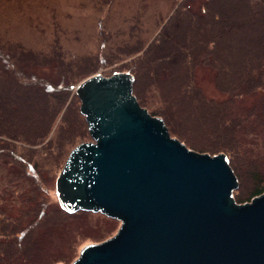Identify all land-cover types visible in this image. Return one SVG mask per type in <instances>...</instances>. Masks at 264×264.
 Instances as JSON below:
<instances>
[{
	"label": "trees",
	"instance_id": "16d2710c",
	"mask_svg": "<svg viewBox=\"0 0 264 264\" xmlns=\"http://www.w3.org/2000/svg\"><path fill=\"white\" fill-rule=\"evenodd\" d=\"M142 1L145 10L153 8L154 17L144 22V11L143 16L138 13L137 37L133 43L120 42L121 54H138L134 59L138 71L144 69L148 85L161 98H166L165 88L183 96L180 98L190 108L191 124L207 138L198 139L201 145L195 148L174 132L167 116L143 99L137 70L132 67L124 71L135 76L134 94L188 147L210 154L226 153L239 180L234 196L238 202L250 201L264 192V0H163L165 11L154 9L159 0ZM105 2L111 6L113 1ZM109 41L111 37L106 46ZM54 47L35 50L0 37V264L72 263L87 244L81 245L72 259L59 255V237L66 226L58 217L96 214L68 213L58 200L49 204L45 174L59 145L54 135L59 128L54 126L65 105L62 88L73 89L77 96L75 89L84 79L123 70L95 71L73 80L72 66L84 56L65 51L58 44ZM203 67L213 71L222 99L208 97L197 84V70ZM38 68L47 71L39 72ZM244 97L254 101L239 106ZM80 107L77 96V110L91 137ZM82 142L72 145L62 162L54 163L53 183L71 150ZM231 151L240 152L252 165L248 171L253 186L241 195L242 175ZM243 196H248L247 200L242 201Z\"/></svg>",
	"mask_w": 264,
	"mask_h": 264
},
{
	"label": "water",
	"instance_id": "95a60500",
	"mask_svg": "<svg viewBox=\"0 0 264 264\" xmlns=\"http://www.w3.org/2000/svg\"><path fill=\"white\" fill-rule=\"evenodd\" d=\"M134 81L129 71L98 73L75 89L92 141L71 150L57 200L120 226L70 264H264V192L238 202L228 155L173 136L140 104Z\"/></svg>",
	"mask_w": 264,
	"mask_h": 264
},
{
	"label": "rangeland",
	"instance_id": "374dc122",
	"mask_svg": "<svg viewBox=\"0 0 264 264\" xmlns=\"http://www.w3.org/2000/svg\"><path fill=\"white\" fill-rule=\"evenodd\" d=\"M105 1L0 0V37L11 42H22L27 48L35 50L48 51L58 44L65 51L84 56L78 65L72 66L74 70L70 76L73 80L95 71L108 73L112 69L124 71L135 67L138 73L137 83L143 99L157 109V112H162L167 116L174 132L186 138L191 146L200 147L198 139L204 141L207 136L191 124L190 108L187 102L180 98L183 96L171 93L165 88L164 96L166 98L165 100L161 98L148 85L144 69L138 71V65L134 60L138 54L122 55L121 49L118 47L122 45L120 42L133 43L135 41L137 20L142 14L145 18L143 17L141 20L144 22L153 19V8L145 10L142 0H112L111 6H108ZM164 1L159 0L154 9L165 11L166 3ZM142 10L144 13L141 14ZM138 13L141 15L137 16ZM105 37H111L112 40L107 43V46ZM129 47L131 48L132 44ZM38 71L45 72L47 68H38ZM67 73L69 74L70 71ZM196 81L208 97L217 100L224 97L217 89L213 71L209 68H199ZM67 88L66 86L61 90L62 97L66 100L62 113L54 126V129L59 128L57 132L54 130V135L59 141L53 155V162L56 165L62 162L68 149L76 142L92 141V138L86 133L84 119L77 110V96L73 89ZM154 98L156 101L153 100ZM252 101H254L252 97H244L238 102L239 106H245ZM231 154L242 175L241 186L238 190L241 195L253 186L249 172L252 165L240 152L231 151ZM54 163L51 169L46 170L47 182L44 184L45 188L50 190L48 203L52 205L57 201L56 182L53 183ZM247 198L248 196H243L242 201ZM72 216L68 215L66 218L57 216L66 226L64 235L59 237L58 253L64 257L71 256V259L77 255L81 245L107 239L113 236L120 226L118 220L98 213H85L83 217L79 218ZM70 241L73 242L69 244Z\"/></svg>",
	"mask_w": 264,
	"mask_h": 264
}]
</instances>
